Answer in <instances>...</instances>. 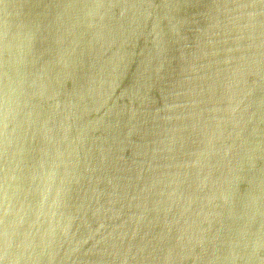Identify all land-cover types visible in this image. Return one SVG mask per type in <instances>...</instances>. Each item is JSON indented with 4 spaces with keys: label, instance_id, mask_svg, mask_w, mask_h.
Wrapping results in <instances>:
<instances>
[{
    "label": "water",
    "instance_id": "water-1",
    "mask_svg": "<svg viewBox=\"0 0 264 264\" xmlns=\"http://www.w3.org/2000/svg\"><path fill=\"white\" fill-rule=\"evenodd\" d=\"M0 264H264V0H0Z\"/></svg>",
    "mask_w": 264,
    "mask_h": 264
}]
</instances>
